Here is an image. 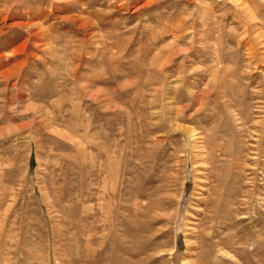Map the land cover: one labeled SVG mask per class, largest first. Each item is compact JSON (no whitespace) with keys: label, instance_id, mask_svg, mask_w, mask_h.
Masks as SVG:
<instances>
[{"label":"rangeland","instance_id":"rangeland-1","mask_svg":"<svg viewBox=\"0 0 264 264\" xmlns=\"http://www.w3.org/2000/svg\"><path fill=\"white\" fill-rule=\"evenodd\" d=\"M203 1L0 0V264H264V0Z\"/></svg>","mask_w":264,"mask_h":264},{"label":"bare ground","instance_id":"bare-ground-1","mask_svg":"<svg viewBox=\"0 0 264 264\" xmlns=\"http://www.w3.org/2000/svg\"><path fill=\"white\" fill-rule=\"evenodd\" d=\"M70 1H85L84 2V4H87L90 8L91 7H93L94 5H96V4H98V1H112V2H109L110 4L111 3H115L116 1H122V0H70ZM123 1H126V2H120L119 3V6H122V5H124V4H126V6L127 5H129L130 4V2L131 1H139V0H123ZM223 1H225L226 2V0H218V2H220V3H222ZM229 1L232 3V5H236V6H240V3H242V0H228V3H229ZM203 2H205V0L203 1ZM77 3V2H76ZM80 3V2H79ZM101 3V2H100ZM243 3H245V2H243ZM83 4V3H82ZM203 4V3H202ZM223 4V3H222ZM230 4V3H229ZM78 5V4H77ZM231 5V6H232ZM204 6V5H203ZM206 6V5H205ZM209 6V5H208ZM242 6V5H241ZM226 7V6H225ZM208 8H212L211 6L210 7H208ZM85 9V8H84ZM87 9V8H86ZM91 9H93V8H91ZM206 9V8H205ZM80 10V9H79ZM110 11H108L107 13H109ZM113 12V11H112ZM81 13V12H80ZM107 13H104V14H107ZM202 13H204V12H202ZM206 13V12H205ZM210 13V12H209ZM89 14H91V13H89ZM100 11H98V10H95V13L93 14V18L91 17V16H89V15H83L80 19H82V23L79 25L80 27H84L85 25H87L89 28L90 27H93V26H96V27H98L97 25H98V23L100 22L99 21V16H100ZM103 14V15H104ZM212 14V13H211ZM254 14V13H253ZM207 16V15H206ZM213 17H215V16H213ZM213 17H211V19L213 18ZM96 18V19H95ZM201 18V17H200ZM73 19V18H72ZM204 19V18H203ZM181 20V19H180ZM212 20H215V19H212ZM211 20V21H212ZM215 24V23H214ZM86 26V27H87ZM112 26V25H111ZM182 23L181 22H179L178 21V23H176V25L174 24V26H172V27H168L167 25H165V23H163L162 24V26H161V28H163V30L164 31H167V32H170L171 34H172V36L173 37H175V38H178V37H180L181 35H182V31H183V29H182ZM215 26V25H214ZM193 27V26H192ZM218 28V27H217ZM159 29H160V27H159ZM113 31V30H112ZM115 31V30H114ZM158 31V30H157ZM156 31V32H157ZM185 31V30H184ZM183 31V32H184ZM116 33V32H115ZM158 33V32H157ZM160 34V33H159ZM112 36H114V37H116V36H118V34H111ZM48 36V35H47ZM172 37V38H173ZM54 38V37H53ZM52 38V39H53ZM43 39V38H42ZM56 39H58V38H56ZM51 41H53V40H51ZM81 40L79 39V41H78V43L80 42ZM54 42H55V40H54ZM83 42V41H82ZM80 44V43H79ZM116 45V44H115ZM52 47L53 46H48V51H50L51 49H52ZM72 47V46H71ZM54 50V48L52 49V51ZM174 50V49H173ZM171 51V50H170ZM51 52V51H50ZM72 53V52H71ZM171 53H172V51H171ZM73 56V55H72ZM69 59V58H68ZM77 59H79L78 57H77ZM59 61V60H58ZM61 61V60H60ZM17 65H19V64H16L15 66H13L12 68H15ZM9 72V71H8ZM3 74V73H2ZM164 75V74H163ZM50 122H52V121H50ZM49 122V123H50ZM58 124V123H57ZM205 138V137H204ZM204 141H206V140H204ZM34 142V141H33ZM204 143H206V142H204ZM210 143V142H209ZM131 151V150H130ZM134 155V154H133ZM139 155H140V153H139ZM137 156V155H136ZM142 157V156H141ZM141 157H140V159H141ZM145 158V157H144ZM57 160V159H56ZM59 161V160H58ZM56 165V164H55ZM144 165V164H143ZM58 167V166H57ZM62 169V168H61ZM131 170V169H130ZM63 171V170H62ZM126 175H130V171H129V169H127L126 170ZM62 177V176H61ZM130 178H127L126 179V181H123L121 184H123V187H124V200L125 201H130V200H133V199H136L137 200V198H141L142 196H143V192H142V190H140V191H138V190H136L137 188H135V186H133L132 184H130L131 183V181L132 180H129ZM137 179V178H136ZM137 181H140V180H138L137 179ZM136 182V181H135ZM133 183V182H132ZM133 184H135V183H133ZM138 187H140V186H138ZM121 189V188H120ZM134 190H136L135 192H134ZM119 192V191H118ZM147 196V195H146ZM159 198V197H158ZM148 200H149V198H148ZM156 200V199H155ZM135 201V200H134ZM133 201V202H134ZM151 201V200H150ZM132 202V203H133ZM156 202V201H155ZM157 202H159V200L157 199ZM204 203H205V206H206V201H203ZM134 204V203H133ZM141 204V203H140ZM151 204V203H150ZM112 205V204H111ZM110 205V206H111ZM130 205V204H129ZM142 205V204H141ZM152 205V204H151ZM161 205V204H160ZM109 206V207H110ZM143 206V205H142ZM142 206H141V208H142ZM155 206V205H154ZM139 207V206H138ZM102 208V207H101ZM124 208H127V206L126 207H124ZM131 208V207H130ZM106 209V208H105ZM99 210V209H98ZM127 210H130V209H127ZM203 207H201V209L200 208H198V211H201V212H203ZM145 211H146V209H145ZM141 213H142V211H141ZM152 217V216H151ZM127 253V252H126ZM111 257H113V255L111 254Z\"/></svg>","mask_w":264,"mask_h":264}]
</instances>
